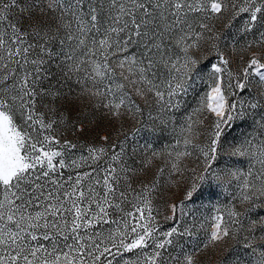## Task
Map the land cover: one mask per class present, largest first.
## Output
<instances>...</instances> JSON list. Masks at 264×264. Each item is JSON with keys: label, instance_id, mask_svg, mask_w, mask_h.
Instances as JSON below:
<instances>
[{"label": "snow or ice", "instance_id": "1", "mask_svg": "<svg viewBox=\"0 0 264 264\" xmlns=\"http://www.w3.org/2000/svg\"><path fill=\"white\" fill-rule=\"evenodd\" d=\"M0 264H264V0H0Z\"/></svg>", "mask_w": 264, "mask_h": 264}]
</instances>
